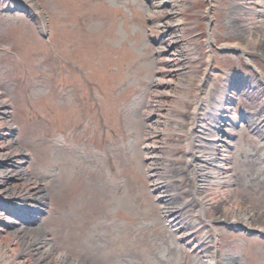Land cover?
I'll use <instances>...</instances> for the list:
<instances>
[{
  "label": "rangeland",
  "instance_id": "rangeland-1",
  "mask_svg": "<svg viewBox=\"0 0 264 264\" xmlns=\"http://www.w3.org/2000/svg\"><path fill=\"white\" fill-rule=\"evenodd\" d=\"M151 1L34 0L40 14H32L20 0H0V96L23 167L44 191V213L36 225L46 230L54 250L83 264H203L207 248L218 264H264V243L218 223L214 203L203 215H190L199 202L187 150L162 144L160 153L174 156L165 178L169 193L176 204L191 202L182 218L201 229L202 253L178 242L161 222L142 147V110L150 95L156 116L166 117L157 130L165 142H181L180 130H189L183 123L176 127L167 111L188 118L195 107L189 101L184 111L174 108L178 89L155 96L166 88L154 87L158 73L172 83L187 74L203 79L211 61L222 72L251 64L264 80V46L251 45L240 32L243 22L232 15L238 0H165L156 14ZM170 2L179 7L174 14L168 13ZM258 30L254 26L251 32ZM181 44L196 50L182 51ZM225 44H236L233 51H257L245 53V61L240 53H221L218 47ZM168 53L171 60L160 66ZM207 79L206 98L215 94L222 75L211 84ZM245 98L238 104L259 121L264 100ZM200 112L205 117L206 109ZM155 122L156 117L149 125ZM238 133L230 192L219 196L236 198L252 214L250 225L264 229V129L253 134L241 126ZM11 156L1 158L0 167H12ZM5 178L6 184L19 183L12 173Z\"/></svg>",
  "mask_w": 264,
  "mask_h": 264
},
{
  "label": "bare ground",
  "instance_id": "bare-ground-1",
  "mask_svg": "<svg viewBox=\"0 0 264 264\" xmlns=\"http://www.w3.org/2000/svg\"><path fill=\"white\" fill-rule=\"evenodd\" d=\"M20 1L27 5H24L26 11H29L32 14L34 12L40 14L38 6L34 0ZM164 3H166L165 0L151 1V13L156 14V10H158L160 5ZM170 5L168 13H176L179 8L177 4L175 2H170ZM232 15L236 20L241 18L243 22V24L241 23V27L243 28H241L240 32L245 33V40L248 43L259 47L264 46V0H238L235 2ZM177 22L178 23L176 24L178 25L180 21ZM165 24L171 25L170 23ZM254 26L259 29V32L253 35L251 30ZM207 42V44H209L211 41L209 40ZM224 46L238 48L236 44H225ZM181 47L182 51L191 48H193L194 51L196 50L195 46L188 48L182 45ZM241 51L243 54H250L251 51L257 50L251 48L250 52L245 50ZM161 52L165 55V49L161 48ZM169 56L170 53L162 58L160 66L163 67V65L171 60V56ZM161 71L162 70H160V72ZM160 75L161 74L158 73L157 78L154 79V87L155 85L163 84L166 85V88L158 89L159 91L157 90L155 92L153 91L155 96L167 95V93H171L172 89H178L179 91L177 92V95L175 94L172 100V104L177 111H184V104L186 102L190 101L195 103V107L192 110H189L191 116L188 118L173 114L172 111H167L172 121L176 123V127L179 123L189 126L188 132L180 130L179 128L181 134L184 135V140L171 143L162 140L158 141L161 145L163 144L167 146V148H186V162L190 167L189 176L193 179L196 186L195 190L199 193V195L197 192V194H194L199 202V207L196 208V213L203 215L205 210L214 203L213 207L217 208L215 219L218 221L229 220V223L241 224L251 229V227H249V218L252 214L249 210L243 207L241 208L236 198H228V196L223 197L222 195L219 196L223 192H230L228 185H231V178L228 170L230 168L229 146L231 145L232 140H230V137L225 139V137L220 138L217 134L209 133L208 129H206L208 134L204 133L205 127L202 124L199 125V133L205 136V140H195V136L192 134L194 121L199 112V106L205 105V102H208L202 95V82L203 79H206V73L203 72V79L189 74L184 75V80H177V83H172L171 79L164 81L160 78ZM261 84L264 86V82ZM190 91L195 92L191 97L187 96ZM174 93L176 92L174 91ZM217 93L218 95L216 96V99L220 100V103L226 96L222 90L219 92L217 91ZM213 104L216 105L217 103ZM5 105L6 101L0 96V140L5 142V146L1 148L2 150L0 149V159L12 155V159L10 160L12 162V167H0V264H83L76 258L67 256V254L62 251L54 250L50 239L47 238L46 230L39 225H36L37 221L33 220L35 219V215L38 212H41L40 209L36 210V207L40 204V206H42L44 203V191L40 185L29 176L28 171L23 167L20 149L10 136V132H12L10 129L13 125L7 117ZM217 106L219 105H216V107ZM146 107V114L155 113L156 115V109H154L152 104L147 105ZM221 109L222 113H225L230 121L234 119V114L232 115V113H230L228 107ZM228 118L225 119L228 121ZM165 120L166 117L163 118L162 115L157 114L156 122L153 124L154 126L151 127L149 125V127H146L145 131L148 129L150 137H157V130H161L159 125L163 124ZM228 128L230 129L231 126H228ZM228 128L225 130L228 131ZM144 143L148 149H157L154 153L148 154V168H150L149 175H152V184H154V188H158L157 194L162 203L163 214L168 218L169 222L173 225L176 224L175 227L180 230L179 233L181 234V237L187 239L185 235H190V233H188L186 225L179 219V213H177V210L179 211L182 209V205H177L176 201L170 198H173L174 194L168 193L170 191V186L165 182V177L169 178V175L174 168V165L171 164L174 156L168 151L163 154L159 153L158 146L153 140H148ZM179 158L180 157H176V159ZM180 159H182V157ZM212 166L216 167V169H213ZM10 173L16 177L20 184H15V182H12V184H6L7 181L5 180V177ZM171 176L172 178L174 177L173 175ZM180 176L181 175H177L175 177L180 178ZM212 185H214V188H212ZM224 200H226V202H223ZM6 205H9V207H4ZM35 211L38 212L35 214ZM29 219H32V221H27ZM257 230L260 229L257 228ZM213 231L215 232L214 229ZM189 238H192V236H189ZM189 238L187 240H189ZM213 251V249L209 248L203 250V264H218Z\"/></svg>",
  "mask_w": 264,
  "mask_h": 264
}]
</instances>
